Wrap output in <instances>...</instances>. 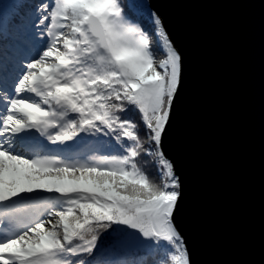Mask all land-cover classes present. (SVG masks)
Returning a JSON list of instances; mask_svg holds the SVG:
<instances>
[{
    "label": "snow or ice",
    "instance_id": "6c2138e0",
    "mask_svg": "<svg viewBox=\"0 0 264 264\" xmlns=\"http://www.w3.org/2000/svg\"><path fill=\"white\" fill-rule=\"evenodd\" d=\"M186 84L153 0H0V264H197Z\"/></svg>",
    "mask_w": 264,
    "mask_h": 264
},
{
    "label": "water",
    "instance_id": "95a60500",
    "mask_svg": "<svg viewBox=\"0 0 264 264\" xmlns=\"http://www.w3.org/2000/svg\"><path fill=\"white\" fill-rule=\"evenodd\" d=\"M186 55L167 146L197 264H264V0H153Z\"/></svg>",
    "mask_w": 264,
    "mask_h": 264
},
{
    "label": "trees",
    "instance_id": "16d2710c",
    "mask_svg": "<svg viewBox=\"0 0 264 264\" xmlns=\"http://www.w3.org/2000/svg\"><path fill=\"white\" fill-rule=\"evenodd\" d=\"M21 2H25V0H22ZM28 3H35L36 0H27ZM101 154H107V153H101ZM91 155V153H90ZM122 259L123 258H132V257H121ZM136 259H146L147 257L143 254V253H139L135 256Z\"/></svg>",
    "mask_w": 264,
    "mask_h": 264
},
{
    "label": "rangeland",
    "instance_id": "374dc122",
    "mask_svg": "<svg viewBox=\"0 0 264 264\" xmlns=\"http://www.w3.org/2000/svg\"><path fill=\"white\" fill-rule=\"evenodd\" d=\"M22 0H20V2H21ZM41 154H51V153H41Z\"/></svg>",
    "mask_w": 264,
    "mask_h": 264
}]
</instances>
